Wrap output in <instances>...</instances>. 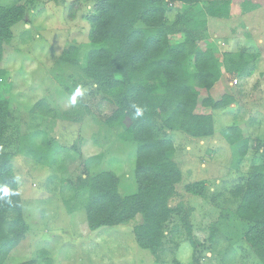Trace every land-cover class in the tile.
<instances>
[{
	"label": "rangeland",
	"instance_id": "1",
	"mask_svg": "<svg viewBox=\"0 0 264 264\" xmlns=\"http://www.w3.org/2000/svg\"><path fill=\"white\" fill-rule=\"evenodd\" d=\"M251 2L255 8L243 12L235 0L229 17L208 16L204 34H195L204 43L202 49L243 54L251 62L250 75L221 69L213 87L201 89L214 100L233 96L236 101L214 115V135L192 138L180 130L179 118L160 117L155 124L157 137L172 142L181 174L168 201L175 213L163 229L157 261L136 245L133 228L141 223L140 216L93 232L85 224L90 178L107 172L118 179L120 196L137 190V147L123 139L119 127L106 125L116 101L84 77L81 49L78 66L60 60L66 49L88 44L93 1L25 3V19L12 28V40L2 48L0 99L11 113L5 152L11 157L28 231L2 264H261L244 240L248 224L235 214L247 176L253 171L264 176V4ZM12 3L0 0L1 6ZM175 17L174 10L168 14L169 36L176 43L183 31L172 25ZM186 63L193 74V56ZM231 125H236L239 139L230 138L247 140L240 162L224 134ZM198 182H203L202 194H189L185 187Z\"/></svg>",
	"mask_w": 264,
	"mask_h": 264
},
{
	"label": "trees",
	"instance_id": "2",
	"mask_svg": "<svg viewBox=\"0 0 264 264\" xmlns=\"http://www.w3.org/2000/svg\"><path fill=\"white\" fill-rule=\"evenodd\" d=\"M35 1L13 0L9 6L0 5V62L2 48L12 40V28L25 19V3ZM92 1L94 11L89 16L88 44L66 49L60 60L76 67L82 50L84 77L107 98L116 101L106 125L119 127L123 139L137 147L134 171L137 190L132 195L120 196L118 179L112 174L102 172L90 178L83 211L85 224L93 232L121 226L140 216L141 223L133 228L136 245L150 252L157 261L164 247L163 229L175 213L168 201L180 183L181 174L173 161L172 142L157 137L155 124L160 117L179 118V128L186 135L197 139L211 137L215 133L214 115L234 107L236 101L233 96L214 100L210 95H202L201 89L208 92L218 81L221 69L250 75L251 62L243 54H216L209 47L202 49L203 41L195 39L196 33L206 31L208 16L229 17L230 4L235 0ZM239 2L243 12L255 8L251 0ZM261 2L264 4V0ZM168 3L174 8L169 9ZM177 4L185 8L179 10ZM173 10L176 17L172 25L183 31L182 39L176 43L171 41L168 31V14ZM188 56H193V74L188 72ZM1 74L2 70L0 84ZM198 107L209 108L211 112L196 113ZM137 108L142 109V115H135ZM10 117L7 103L0 99V188L7 187L14 193L6 199L0 198V264L28 231L11 157L5 152ZM235 126H229L224 134L240 162L247 152V140L230 138L239 139ZM202 185L203 182L188 184L185 189L189 194L201 195ZM235 209L236 216L249 226L245 242L264 264L263 174L253 171L247 176ZM181 221L191 239L187 218L183 216Z\"/></svg>",
	"mask_w": 264,
	"mask_h": 264
},
{
	"label": "clouds",
	"instance_id": "3",
	"mask_svg": "<svg viewBox=\"0 0 264 264\" xmlns=\"http://www.w3.org/2000/svg\"><path fill=\"white\" fill-rule=\"evenodd\" d=\"M76 95H81V91L80 89H77L76 91ZM75 98H73V102H74ZM136 116H140L142 115V109L140 108H137L136 109V113H135ZM14 193L10 192L9 188L7 187H2L0 188V198L2 199H6L8 198L10 195H13Z\"/></svg>",
	"mask_w": 264,
	"mask_h": 264
}]
</instances>
